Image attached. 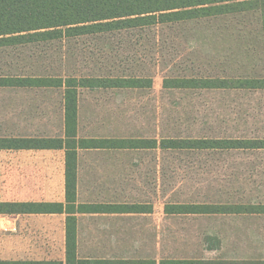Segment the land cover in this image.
<instances>
[{
  "label": "rangeland",
  "instance_id": "374dc122",
  "mask_svg": "<svg viewBox=\"0 0 264 264\" xmlns=\"http://www.w3.org/2000/svg\"><path fill=\"white\" fill-rule=\"evenodd\" d=\"M243 26L258 28L257 16L194 22L160 34L155 30L134 31L106 38L85 37L72 42L58 39L4 47L0 48V76L66 77L69 73H100L103 66L113 64L129 63L137 68L142 65L143 71L153 75L154 86L150 90L84 91L81 126L85 134L108 130L151 134L157 126L173 128L172 118L175 110H179L184 121L176 124L185 132L194 134L206 128L238 136H264L262 91L184 94L162 88L164 75L183 62L194 46L199 51L214 46L211 54L217 55L222 48L234 47L231 34ZM172 49L177 51L175 56ZM154 55L157 59L153 62ZM233 64L231 61L230 65ZM63 113V88L0 87V137L58 135L63 130ZM107 155L86 156L83 177L89 180L92 169L91 179L123 174L125 197L130 199L144 198L148 192L152 196L155 188L157 211L152 217L114 221L108 228L103 223L91 224L100 231L118 234L83 236L89 252L99 255L121 250V255L141 258L156 252L165 257H204L228 262L236 258L264 259V215L170 218L162 213L160 203L163 196L169 202L264 203V152L239 151L216 156L163 151H157L155 156L154 152ZM158 164L164 165L167 173L166 183L161 187H156L155 180L160 178L155 172ZM63 170L60 153L0 150V201L59 199ZM90 189L93 196L100 195L99 191L100 196L109 194L102 193L105 189L102 187ZM2 216L0 260L64 256L60 235L41 234L34 229L39 225L50 226L52 221L21 216L6 224ZM155 230L159 235L153 234ZM156 240L162 244L156 245Z\"/></svg>",
  "mask_w": 264,
  "mask_h": 264
},
{
  "label": "trees",
  "instance_id": "16d2710c",
  "mask_svg": "<svg viewBox=\"0 0 264 264\" xmlns=\"http://www.w3.org/2000/svg\"><path fill=\"white\" fill-rule=\"evenodd\" d=\"M253 15L257 16L258 28L243 26L238 33L231 34L234 47L222 48L217 55L211 54L214 46H208L203 51L194 46L183 62H178L169 74L164 75L162 88L184 94L229 90L264 92V0H0V48L58 39L72 42L85 37L106 38L134 31L155 30L160 34L194 22L209 23L229 16L245 19ZM156 53H160L159 50ZM172 53L175 56L177 51L172 49ZM154 56L153 62L157 59ZM231 61L234 63L232 66ZM121 65L103 66L100 73H69L66 77L0 76V87H64L66 135H71V150L67 138L0 137V149H67L66 207L59 202L0 201V214L68 212L70 208L74 209L78 148H160L163 153L194 152L208 156L239 151L264 152V136H238L233 132H212L206 128L194 134L185 132L176 124L184 121L183 112L179 110H175L172 118L175 123L173 128L160 129L157 126L149 136L143 132L118 130L111 136L78 138L80 88H117L125 91L153 88V75L143 71L142 65L138 68L129 63ZM163 166L161 180L166 182L167 173ZM165 212L174 217L260 216L264 215V203L172 201L165 205ZM76 222L74 216L67 218L66 264H220L217 260L204 257H165L156 252L147 258L123 256L116 262L97 256L81 259L77 256L78 236L72 230ZM160 244L162 241L156 240V245ZM0 264L63 263L0 260Z\"/></svg>",
  "mask_w": 264,
  "mask_h": 264
},
{
  "label": "crops",
  "instance_id": "0c3cea01",
  "mask_svg": "<svg viewBox=\"0 0 264 264\" xmlns=\"http://www.w3.org/2000/svg\"><path fill=\"white\" fill-rule=\"evenodd\" d=\"M47 42V41H46ZM154 86V85H153ZM20 88H51V87H20ZM63 88L64 90V113H63V130L58 135H44V136H5V137H26V138H38V137H47V138H63L64 140L67 138L69 147L71 150V135L67 137L66 135V127H65V88L64 87H58ZM95 91V90H104V91H115L116 92H124L123 89H117V88H80L78 93V138H84L87 136H111L112 134H116L118 130H108L106 133H90L85 134L82 130L81 126V99L84 91ZM139 91V90H137ZM129 92V91H125ZM149 136V134H146ZM5 151H34V152H49V153H60L62 157V166H64V170L62 173V180H63V191L62 195L59 199H41V200H24V201H16V202H59L63 203L66 207L67 199H66V156H67V149L66 148H57V149H0ZM157 151H162L160 148L158 149H105V148H78L77 149V196L76 201L74 203V209L68 210V212H49V213H20V214H0L2 216V220L6 224H11L14 220H19L21 216H25L31 219H37V220H44L47 219L49 221H52L53 224L50 226H43L39 225L38 227H34L35 231L39 230L41 234H53V235H60L61 241H62V250L64 251V256L60 259L56 258H40V259H25V260H35V261H55V262H62L63 264H66V235H67V218L71 216H74L77 220L76 225L73 227L72 230L76 231V234L78 236V258H90L92 256H97L101 258L102 260L112 261L116 262L118 259H121L124 255L123 252H120L116 250V252H113L112 254H108L107 252L104 254H95V251H90L86 248L85 240L83 236L86 235H93L98 236H113L118 234V231H111V230H99L98 226H90L91 224H102L104 228H108L114 225V221H122V220H130L135 218H144V217H152L155 215L157 211L156 206V192L155 188L153 191L152 196H149V192L147 193V196H143L144 198L138 197V199H133V195H130L132 198L125 197V187H124V176L123 174H111L108 177L99 176L100 179L90 178V175H93L94 169L88 170L90 171L89 174V180L83 177V164L84 159L87 156H94L97 154H109L116 156L118 154L128 153V152H154V156ZM115 154V155H114ZM107 155V156H109ZM156 159V157L154 158ZM105 164H109L107 162H104ZM119 163V162H118ZM117 163V164H118ZM155 163V161H154ZM92 168V166H89ZM158 169L155 171L160 174V178L155 177L156 180V187L163 186L164 181L161 180V166L158 164ZM85 179L87 181H85ZM159 179V180H158ZM154 181V179H153ZM97 185V186H96ZM97 188L102 187L105 188L104 190H101L103 192H109V194H104L102 196L101 192L99 191L100 195L93 196L92 193L94 192L90 188ZM95 190V189H94ZM96 192V191H95ZM97 193V192H96ZM128 195V194H127ZM169 201H166V198L163 196V199L160 200V203L162 204L163 210L162 213L166 217H172L176 218L172 215H169L165 212V205ZM172 202V201H170ZM201 217L203 215H191V216H177V218L180 217ZM218 216V215H217ZM221 216V215H220ZM229 216H236V215H229ZM241 216V215H238ZM100 220V223H99ZM93 227V228H92ZM71 230V225H70ZM125 234H134V233H125ZM121 234V235H125ZM154 235L158 234L156 230L153 233ZM132 257V256H131ZM212 259V258H209ZM217 260L220 264H264V259H252V258H236L231 259L230 262L226 260L221 259H214Z\"/></svg>",
  "mask_w": 264,
  "mask_h": 264
}]
</instances>
